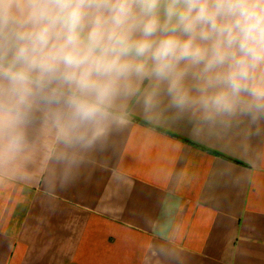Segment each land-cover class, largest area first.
I'll return each instance as SVG.
<instances>
[{
  "label": "clouds",
  "instance_id": "1",
  "mask_svg": "<svg viewBox=\"0 0 264 264\" xmlns=\"http://www.w3.org/2000/svg\"><path fill=\"white\" fill-rule=\"evenodd\" d=\"M136 118L264 160V0H0V188L75 182Z\"/></svg>",
  "mask_w": 264,
  "mask_h": 264
},
{
  "label": "crops",
  "instance_id": "2",
  "mask_svg": "<svg viewBox=\"0 0 264 264\" xmlns=\"http://www.w3.org/2000/svg\"><path fill=\"white\" fill-rule=\"evenodd\" d=\"M0 264H264V160L136 118L75 182L0 188Z\"/></svg>",
  "mask_w": 264,
  "mask_h": 264
}]
</instances>
